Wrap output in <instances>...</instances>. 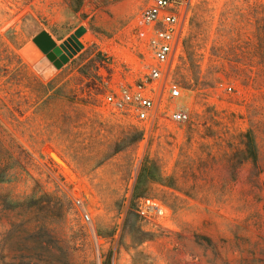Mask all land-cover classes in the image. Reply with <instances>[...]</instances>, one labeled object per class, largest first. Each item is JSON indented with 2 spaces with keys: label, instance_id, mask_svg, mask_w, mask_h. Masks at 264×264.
Listing matches in <instances>:
<instances>
[{
  "label": "rangeland",
  "instance_id": "374dc122",
  "mask_svg": "<svg viewBox=\"0 0 264 264\" xmlns=\"http://www.w3.org/2000/svg\"><path fill=\"white\" fill-rule=\"evenodd\" d=\"M149 2L0 0V264H264V0L187 1L163 109L189 118L151 124L101 108L91 43L141 76ZM81 26L58 67L33 42Z\"/></svg>",
  "mask_w": 264,
  "mask_h": 264
},
{
  "label": "built area",
  "instance_id": "2783aa9c",
  "mask_svg": "<svg viewBox=\"0 0 264 264\" xmlns=\"http://www.w3.org/2000/svg\"><path fill=\"white\" fill-rule=\"evenodd\" d=\"M187 1L150 0L136 18L139 32L137 37L145 39V50L141 51L136 43L133 49L138 53L136 56L145 55L148 58L139 77L104 75V40L102 43L91 42L99 46L102 55V59L97 61V77L100 80V102L103 110L127 113L134 120L148 124L155 122L158 113L175 122L188 120L189 113L183 107L163 109L165 99L180 97L179 86L166 78L165 74L169 61L174 60L182 49L181 42L187 23ZM75 204L82 206L79 199L75 200ZM82 211L84 221L89 222L88 214L83 208ZM145 212L147 211H141L142 214Z\"/></svg>",
  "mask_w": 264,
  "mask_h": 264
},
{
  "label": "water",
  "instance_id": "95a60500",
  "mask_svg": "<svg viewBox=\"0 0 264 264\" xmlns=\"http://www.w3.org/2000/svg\"><path fill=\"white\" fill-rule=\"evenodd\" d=\"M85 32L84 27H79L75 32L62 42L59 46H53L50 52H46L47 48L52 45V42L43 36H35L33 38L34 44L45 54V56L54 63L56 67L60 66L61 63L67 61V59L73 56L81 47L82 44L78 38ZM55 56H59L58 60H54Z\"/></svg>",
  "mask_w": 264,
  "mask_h": 264
},
{
  "label": "trees",
  "instance_id": "16d2710c",
  "mask_svg": "<svg viewBox=\"0 0 264 264\" xmlns=\"http://www.w3.org/2000/svg\"><path fill=\"white\" fill-rule=\"evenodd\" d=\"M42 33H44L48 38H50V36L45 31H42ZM50 40H51L52 44H54V41L51 38H50ZM247 151L249 152L250 157L254 161H256L255 143L251 137L249 138V143L247 144Z\"/></svg>",
  "mask_w": 264,
  "mask_h": 264
},
{
  "label": "flooded vegetation",
  "instance_id": "af4514ba",
  "mask_svg": "<svg viewBox=\"0 0 264 264\" xmlns=\"http://www.w3.org/2000/svg\"><path fill=\"white\" fill-rule=\"evenodd\" d=\"M36 36H43V37H46L48 40H50V38H48V37H47L44 33H42V32H39ZM50 41H51V40H50ZM53 46H55V43L52 44L51 46H49V47L47 48V51H46V52H50V51L52 50ZM58 57H59V56H55V57H54V60H58Z\"/></svg>",
  "mask_w": 264,
  "mask_h": 264
},
{
  "label": "bare ground",
  "instance_id": "6f19581e",
  "mask_svg": "<svg viewBox=\"0 0 264 264\" xmlns=\"http://www.w3.org/2000/svg\"><path fill=\"white\" fill-rule=\"evenodd\" d=\"M155 206V205H154ZM154 206L153 205H148L147 206V208L149 209V210H153L154 209ZM157 206V205H156ZM155 206V207H156ZM159 207V206H158ZM158 207H156V212H158V215L159 214H161L162 213V209H160V208H158Z\"/></svg>",
  "mask_w": 264,
  "mask_h": 264
}]
</instances>
